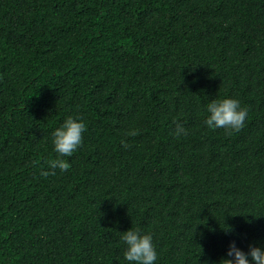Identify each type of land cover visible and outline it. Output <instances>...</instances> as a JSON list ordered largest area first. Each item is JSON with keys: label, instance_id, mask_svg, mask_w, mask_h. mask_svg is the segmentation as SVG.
<instances>
[{"label": "trees", "instance_id": "trees-1", "mask_svg": "<svg viewBox=\"0 0 264 264\" xmlns=\"http://www.w3.org/2000/svg\"><path fill=\"white\" fill-rule=\"evenodd\" d=\"M226 97L243 126L207 128ZM130 227L156 264L264 244V0H0V264H128Z\"/></svg>", "mask_w": 264, "mask_h": 264}, {"label": "clouds", "instance_id": "clouds-1", "mask_svg": "<svg viewBox=\"0 0 264 264\" xmlns=\"http://www.w3.org/2000/svg\"><path fill=\"white\" fill-rule=\"evenodd\" d=\"M206 111L207 116L203 123L209 129L236 131L243 126L248 116L247 107L230 97L210 100ZM85 129L86 123L82 118L68 116L52 131L51 143L56 155L47 161V169H42L40 175L47 176L55 174V170L63 172L70 168V163L65 158L71 157L81 146ZM186 133V128L177 123L174 135L181 136ZM122 146L127 147L126 144ZM120 240L124 245L123 259L128 264H156L158 253L150 233L143 232L140 227H130L121 233ZM205 264L209 262L206 261ZM213 264H264V244L249 243L245 251L232 241L227 246L225 256Z\"/></svg>", "mask_w": 264, "mask_h": 264}]
</instances>
